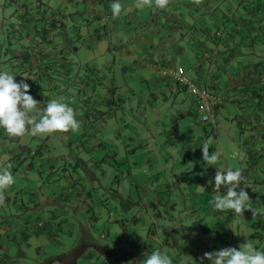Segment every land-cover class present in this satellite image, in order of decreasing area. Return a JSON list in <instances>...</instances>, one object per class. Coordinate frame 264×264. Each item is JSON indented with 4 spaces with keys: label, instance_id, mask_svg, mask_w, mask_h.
I'll list each match as a JSON object with an SVG mask.
<instances>
[{
    "label": "crops",
    "instance_id": "0c3cea01",
    "mask_svg": "<svg viewBox=\"0 0 264 264\" xmlns=\"http://www.w3.org/2000/svg\"><path fill=\"white\" fill-rule=\"evenodd\" d=\"M120 2L114 16L112 0H0V71L29 83L41 107L63 98L81 122L76 131L37 136L13 137L0 128V166L10 165L16 178L0 205V264H19L13 247L49 226L52 235L63 228L72 235L75 227L81 233L77 249L61 257L66 264L81 258L82 264L94 258L117 264V250L104 240L125 250L128 264H142L139 257L157 249L174 264H200L207 239L212 250L232 246L223 235L233 238L239 225V240L246 242L251 229V240L264 250L262 239L254 241L264 234V0H169L165 7L156 0ZM186 53L188 65L181 63ZM164 70L187 72L219 94L216 116L235 124L238 139L229 141L242 158L228 163L222 154L207 165L201 145L210 134L217 144L209 153H222L218 125L201 122L187 91ZM181 91L191 104L175 110ZM226 166L244 169L241 185L260 214L212 206L216 169ZM103 206L116 218L96 241L86 227L97 226ZM46 219L51 224L44 225ZM187 240L203 250H191ZM203 264L210 263L205 258Z\"/></svg>",
    "mask_w": 264,
    "mask_h": 264
},
{
    "label": "clouds",
    "instance_id": "9594fccd",
    "mask_svg": "<svg viewBox=\"0 0 264 264\" xmlns=\"http://www.w3.org/2000/svg\"><path fill=\"white\" fill-rule=\"evenodd\" d=\"M168 2L169 0H156L159 7H165ZM111 8L112 14L118 16L122 10L120 0H112ZM15 75L6 70L0 71V128L13 137L76 131L80 128L81 122L73 106L63 98H55L41 107V102L29 91L31 85L23 79L16 81ZM201 146L203 160L207 165L215 166L221 160L222 153L213 150L210 154L209 142ZM232 156L242 158V153L233 150ZM243 172L242 167L226 166L216 169L214 181L218 194L210 201L216 210H232L243 216L244 210L252 209L253 214H260L259 211L254 213L250 203L252 199L244 187L246 184L241 185L244 180ZM15 182L11 166H0V205L5 203L6 189ZM221 186H226V191H219ZM205 258L210 264H264V250L259 249L253 240L247 239L239 248L228 246L205 252L200 264H203ZM142 264H174V260L167 252L157 249L144 256Z\"/></svg>",
    "mask_w": 264,
    "mask_h": 264
},
{
    "label": "rangeland",
    "instance_id": "374dc122",
    "mask_svg": "<svg viewBox=\"0 0 264 264\" xmlns=\"http://www.w3.org/2000/svg\"><path fill=\"white\" fill-rule=\"evenodd\" d=\"M17 1V0H16ZM213 2L215 0H212ZM224 2L225 1H230V0H223ZM263 53V51H262ZM186 56H184V61H182L181 63H184L185 65H188L190 64L191 62V55L188 53L185 54ZM89 59V63L92 62V60L89 58H84L83 61V66L85 67V62L86 60ZM183 75L189 77L190 79H192V77H190L187 72H181ZM182 87H184L185 91H186V88L185 86L183 85H180ZM178 100L176 103L179 105L178 107H174L175 110L179 109V108H185L187 106H189L191 104L190 102V99L188 98L187 95H185L184 92H180L178 94ZM169 110V109H168ZM122 114V112L120 113ZM154 124L156 125V123L154 122ZM217 129H216V132H217V136H218V142H219V147L221 148V151H222V154L224 156V158L226 159V161H228V163H232L235 159L232 158V152L233 150H238V144L236 146L234 145H231L230 144V141L229 139H233L234 137H236L238 139V135H239V131L235 130V124L231 121H228L226 118H224L221 114L218 116L217 118ZM210 132L208 133V136H209ZM211 136V134H210ZM209 138L207 137L208 141L206 139L203 140V144L205 142H209L211 143V145H215L217 144V139L215 137H210ZM233 137V138H232ZM156 139L160 141V137L159 136H156ZM65 149L67 150V152H69V150L67 149L68 147L67 146H64ZM73 150H75V154H79L78 150L76 147H73ZM85 153H83V158L86 157L85 156ZM178 170H180L181 166L180 167H177ZM109 178H108V181L109 183H111L113 181V176L110 174L108 175ZM187 177H189L191 180H193V175L192 173H188ZM117 181V180H115ZM127 189H129V185H126L125 186ZM178 199L179 201H184V203H186V196H185V199H184V196L182 194H179L178 196ZM102 205H104V203H102ZM111 207L112 209H114V207H117L119 209H122V206L120 203H111ZM86 212V211H85ZM85 212H79V216H82L83 218V213ZM48 212L44 213L45 215L44 216H48L47 214ZM90 213L92 214V211H90ZM90 213L87 214V216L85 218L89 219L90 217ZM109 213L111 214V217H109ZM94 214L98 216V213L97 211L95 210L94 211ZM73 216V215H72ZM100 217V216H99ZM177 218H179L178 216H176ZM116 218L115 214L112 212V210H109L107 206H103L101 208V217L99 218V223L96 225H93V226H88L86 227V231H88V233L91 235V239H94L96 241L99 240V236H98V232L102 231V229L104 227H106V224L108 221H110V223L112 224L113 223V220ZM126 218H128V220L130 221V218L128 215H126ZM180 219H178L177 221H179ZM71 221V219H70ZM50 223L48 219H46L44 225ZM72 223V222H71ZM51 224V223H50ZM71 226V224H70ZM127 226V225H126ZM117 225L114 227L116 228ZM30 228V227H29ZM113 226L111 227V230L109 231L110 235H115V229H112ZM241 228V226H237L236 229H235V234H233V238L229 236V234L227 235H223L227 241H229L230 244H232V246L234 247H237L239 248L240 245H242L243 241H240L239 238H238V235H237V232L238 230ZM127 229L129 230V225L127 226ZM52 230L51 229V226L49 227H46V230H44L43 232L44 233H40L41 236H34V238L30 239L28 238V241L21 245L20 247L18 246H14L13 247V252L11 253L12 257L14 259H16V261L19 262V264H42L44 263V261L48 258H53L54 260L52 261L51 264H62V259L61 257L63 256H68L70 255L75 249H77V246H78V243L79 240L81 239V234L80 231L78 230L77 227H75L74 229H72L74 231V234H69L68 233V230L66 228H63L61 231L57 229L56 232H54V238H53V235L52 233H50L49 231ZM141 234H144L145 235V232L144 231H141V228H139ZM77 231H79V233H77ZM253 233V231L250 229L249 233H244L246 234V236L248 237V239H251L250 236L251 234ZM51 234V235H50ZM48 235H50V238L52 239H48ZM193 235L195 236V233H193ZM254 235V233H253ZM264 236V234H260V233H257L255 235L256 238H254V241H258L260 242V240L262 239L261 241V244L264 243V238H262ZM204 237V236H203ZM260 239V240H259ZM54 240V241H53ZM101 242V241H100ZM188 244H189V248L191 250H195V252L199 251V250H203L205 252H211V251H214L211 249V243H210V238L207 239V245L208 247H205L203 249H200V245L199 243L197 242V240H192V243H190L188 240H187ZM106 242V240H104V242L102 243V245H107L109 246L110 248L112 249H116L117 253L118 254H115L117 255L116 259L119 258L117 264H128V263H131L132 259H129L128 263H126V257L123 258L122 260V252H124L125 250H123L122 248H119L117 247V245L115 244H111V243H108ZM228 243V244H229ZM193 245H195V248L193 247ZM18 247V248H17ZM122 247H125L124 245H122ZM219 247V245H218ZM220 248H217L215 250H219ZM144 250H139L138 252L136 253H142ZM135 253V254H136ZM186 254L185 252H181V256H183V259L187 260V261H190V260H194L195 261V258H187V257H184ZM108 256H104V258H106ZM144 256H140L139 257V261L140 263H142V260H143ZM72 259V258H71ZM82 259V258H81ZM80 260H78V264H82L80 263ZM96 262V259L94 258L92 263L95 264ZM193 262V261H191ZM206 262L210 263V261H208L206 259ZM88 263V262H87Z\"/></svg>",
    "mask_w": 264,
    "mask_h": 264
},
{
    "label": "built area",
    "instance_id": "2783aa9c",
    "mask_svg": "<svg viewBox=\"0 0 264 264\" xmlns=\"http://www.w3.org/2000/svg\"><path fill=\"white\" fill-rule=\"evenodd\" d=\"M163 75L185 86L196 106L201 122L214 128L217 124L216 111L222 103L219 94L211 88L199 85L193 78L190 79L177 70H164Z\"/></svg>",
    "mask_w": 264,
    "mask_h": 264
},
{
    "label": "trees",
    "instance_id": "16d2710c",
    "mask_svg": "<svg viewBox=\"0 0 264 264\" xmlns=\"http://www.w3.org/2000/svg\"><path fill=\"white\" fill-rule=\"evenodd\" d=\"M260 69V71L258 72V75H260L261 74V69H263V68H259ZM196 81V80H195ZM197 82V81H196ZM198 83V82H197ZM205 87H207V86H205ZM208 88H211V85L210 86H208ZM212 90H213V88H211ZM215 91V90H214ZM68 259V258H67ZM67 259H65V258H62V263L63 264H66V263H68L69 261L67 260Z\"/></svg>",
    "mask_w": 264,
    "mask_h": 264
}]
</instances>
